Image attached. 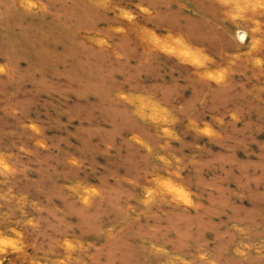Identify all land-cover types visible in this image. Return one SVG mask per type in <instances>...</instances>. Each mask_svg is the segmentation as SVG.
<instances>
[{"label": "rangeland", "instance_id": "1", "mask_svg": "<svg viewBox=\"0 0 264 264\" xmlns=\"http://www.w3.org/2000/svg\"><path fill=\"white\" fill-rule=\"evenodd\" d=\"M0 264H264V0H0Z\"/></svg>", "mask_w": 264, "mask_h": 264}, {"label": "bare ground", "instance_id": "2", "mask_svg": "<svg viewBox=\"0 0 264 264\" xmlns=\"http://www.w3.org/2000/svg\"><path fill=\"white\" fill-rule=\"evenodd\" d=\"M241 38H242V39L244 38V34H242Z\"/></svg>", "mask_w": 264, "mask_h": 264}, {"label": "water", "instance_id": "3", "mask_svg": "<svg viewBox=\"0 0 264 264\" xmlns=\"http://www.w3.org/2000/svg\"><path fill=\"white\" fill-rule=\"evenodd\" d=\"M242 34H243V33L240 34V38H241ZM241 39H242V38H241Z\"/></svg>", "mask_w": 264, "mask_h": 264}]
</instances>
